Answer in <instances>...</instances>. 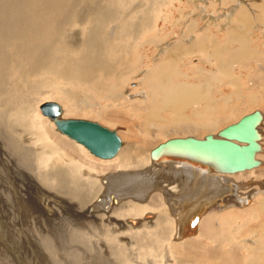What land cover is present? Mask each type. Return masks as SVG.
<instances>
[{"label":"rangeland","instance_id":"1","mask_svg":"<svg viewBox=\"0 0 264 264\" xmlns=\"http://www.w3.org/2000/svg\"><path fill=\"white\" fill-rule=\"evenodd\" d=\"M83 1L91 6L89 8L96 5L101 6V3L104 2V0ZM110 1L108 0L107 2L106 0V5L109 7L121 5V7L113 8H118V11L119 8L122 9L121 16L123 18L130 16L131 19L137 20L136 16L139 13L134 10L139 9L138 7L136 8V5L140 0ZM141 2H143V6L140 7V10H146L145 7L149 5L150 8L147 9L146 17L140 13L142 15V28L140 30V26H137L136 30L139 33L135 36L136 39L133 40L120 35L118 32L120 27L117 24L125 23V20L121 19V17H118L115 23L106 26L104 35L106 37V43L104 44L105 55L111 61L115 70L119 71L117 72L118 76L115 72L110 74L97 72L96 74L99 76L95 77L90 83H85L81 80L69 83L67 90L71 95H75L77 99L74 104L61 98L60 91L55 89L58 80L52 74L42 73L34 74L31 78L33 80H43L44 83L48 82V87H42V85L39 91L26 92L27 105L25 106L26 110L24 109L23 112H8L7 109L10 107L11 110L16 109L15 106L17 105L20 107L24 98L20 97V94H22L20 83L12 76L11 66L17 59L15 54L11 52L15 41L13 43L0 44V48H2L0 53L3 52L0 54V77L3 78V81L0 82V98L7 95L17 96L16 102L11 104L9 99L4 100V105L6 104L7 106L5 105V110L0 113V133L5 137L8 132L9 137L21 144L22 147L27 143L23 148L27 150L31 148L34 151L33 157L31 156L33 160L29 158V162L33 161V165H35L31 172L32 177L27 178L22 175H19L22 176L19 177L16 175L17 171H15V175L18 178L15 175L11 176V173L7 175L5 168L13 165L12 159H14V163L19 170L22 171L24 169L27 172L30 170L21 165L17 157L10 155L9 151L2 147V144L0 145L1 207L2 200L6 202L7 210L11 209L9 203H16L15 188L23 190L21 194L22 196L24 194L25 198L28 196L29 200L35 199L34 194L29 191L30 186L35 187L40 177L49 173L51 157L55 156V153H51V150L56 143L63 152L70 154L88 168L92 169L93 167L94 170L91 172V175H94L93 177H102L104 176L102 175L103 173L106 174L107 171L117 168V159L102 162L98 157L89 154L83 145H81V151L74 149V145L77 142L60 134L55 129V126L52 128L49 124L50 120L40 113L39 105L45 101L59 103L62 107L63 118L92 120L109 129L116 130L123 141L121 147L125 146L126 143H134V148L139 147L140 151L144 152L148 157V160L149 150L169 138L185 136L203 138L207 134L214 135L221 128L236 122L242 115L254 109L264 112V69L256 61L254 62V57H264V9L262 8L264 0H155L154 3L149 0H141ZM32 10L33 12L31 13ZM35 10L37 9H28L29 14L35 13ZM131 11H134V13H131ZM47 13L48 20L52 21V11ZM239 17L244 21H239V24H237L238 30L235 34H238L239 37L242 36V44L231 41L233 37L228 28V26L232 27L229 23L232 24V20ZM43 19L45 20L46 17L43 16L40 10H37V13L32 15L31 20H29V25L24 26L27 32V43H29V39H34L29 28L41 23ZM73 24L70 22L67 25L65 34L67 36L70 33L75 34L74 37H77L80 40L79 43H82L86 39L89 27L87 23H83L85 25L79 22ZM22 42L23 40L19 39L15 44L18 45V43ZM37 42L38 39L35 38L34 42L29 44L34 45ZM129 42H132L131 48H129L131 46ZM200 43L205 44L204 48H207L205 51L195 49L190 54L184 56L173 54L172 57L166 54L171 52L172 48H177L180 52H182V49L190 51L193 48L202 47L199 45ZM157 44L161 45L157 46ZM58 45V43L54 45L55 49L62 52V47ZM68 45L70 46V43ZM167 47L171 49H167ZM236 48H239V51H235ZM160 49H166V53L161 54ZM240 49L246 50V56L230 54V52L239 53ZM173 52L177 53V50ZM58 56L61 57V53ZM75 56L74 51H69L68 57L70 59H76ZM117 59H121V64L116 63ZM123 68L127 69L123 74H120ZM18 72H20V68ZM115 77L118 78V85L115 84ZM60 84L61 82H59ZM169 86L171 87L168 88ZM201 90L202 93H200ZM205 99L210 103L209 105L204 101ZM148 105H152L156 111L158 110L156 117L152 116V109L147 107ZM176 113L177 115L180 113L181 119L185 120V124L191 122L190 124L194 126L196 121L199 124L204 120V117L211 116V118H215L212 119V129H214H198L197 125L189 130L185 127H179L174 121H171L172 116ZM183 114L186 119L183 118ZM161 120H166V122ZM24 123L30 126H24ZM10 124L17 129L15 132L13 130L12 132L10 131ZM150 126H161L164 131L161 130L157 133L151 131L150 134L148 132L150 131ZM262 131H264V124ZM62 138L74 144L68 145L73 148L74 152L67 145L62 144ZM59 139L61 143L58 141ZM262 144L264 147V141ZM45 154L50 159H44ZM262 160L264 162V156ZM147 165L151 166L150 161ZM85 168L82 170L88 171ZM229 175H232L231 177L235 182L242 185L245 184L247 187L245 191L253 194L249 197L248 203H244V206L239 208V206L231 202V198L228 196L222 199L223 203L207 205V209L205 208L201 212L203 214L200 213L198 218L194 220L192 234L187 236V238H181L182 240L174 239L176 222L171 223L168 221L163 224L156 222L157 220H155L156 217L154 218V216H157V214L167 215L168 218L172 217L169 216L170 214L168 215L167 209H165L168 206L166 200L161 194L156 192L155 196L149 197L150 194L146 198H149L148 201L155 202L154 204L152 203L153 206L155 205L152 213L154 214L153 218L140 216L141 225L136 229L129 223H125L126 217H130V215L122 213V211L116 213L120 216L113 218H116V223L111 222L110 215L113 212L110 207L105 206V209L103 206H99L100 209L92 207L93 200H96V198H93L87 204L83 202L79 207L75 201H70L66 196L61 195L63 198L56 199L58 196L52 194L51 201H55L56 204H51L52 206L54 205L50 214L51 218L50 216L46 218L42 213L43 216L39 215L40 213L37 212L39 210H33L32 214L29 213L30 204L27 205L24 202L22 206L21 203L18 204L23 210V216H21V211L18 209V211H15L18 213H15L10 220L4 215V211L0 209L2 217L0 218V264H58V262L59 264H211L213 261L221 264H230L220 261L221 257L226 260H238L237 264H264V210L261 209L262 205L259 204V198H264V165L253 168L250 171L245 170ZM97 181L99 182L100 179ZM248 183H251V185ZM248 192L242 193L240 191L245 198L249 196ZM16 195L21 197L19 194ZM71 202L72 205H69ZM99 204H102V202ZM161 207H163L164 212ZM92 209L94 210L91 211ZM25 213H28V215L24 216ZM146 213L151 212L148 211ZM209 213L213 218L216 217L211 222L213 223L212 229L209 230L210 232L212 231V234L208 231L203 238H198V222L201 217H206ZM30 214L32 215L31 217ZM16 216L19 217L16 219ZM219 216L222 217L221 221H219ZM25 221L31 227L29 233L23 235L28 242L30 240L28 247L24 246V242L18 238L16 233H13L19 222ZM118 221L124 222L125 229L118 225ZM9 224L15 226L12 229L13 231L7 230L8 227H12ZM51 228H54V231ZM163 228L165 230H163L160 237L158 236L160 232L156 234V231H162ZM74 231H78V234L74 233ZM227 232L228 234H225ZM135 233L145 234V236L140 242H137ZM49 237L53 238L50 240ZM19 241L22 244L21 246ZM191 242L192 244H190ZM49 243L51 244L49 245ZM72 254L74 261L71 259ZM79 256L80 260L76 259ZM60 260L63 262H60ZM71 261L73 262L70 263Z\"/></svg>","mask_w":264,"mask_h":264},{"label":"bare ground","instance_id":"2","mask_svg":"<svg viewBox=\"0 0 264 264\" xmlns=\"http://www.w3.org/2000/svg\"><path fill=\"white\" fill-rule=\"evenodd\" d=\"M149 1L151 3L155 2V0H149ZM91 2H93V1H91ZM107 2H108V0H107ZM107 2H106V0H104V2L101 3V6L96 5L92 8H89L91 6L88 5L86 2H84L83 0H58V1H56V0H0V44L6 43V42L13 43L14 41L15 42L18 41L19 39L23 40V42L18 43V45L15 44V42H14L13 50L12 51L10 50V51L12 52V54H15V56L17 57L14 64L11 66V69L13 71L12 76H13V78H15V80H17L20 83V86H21L20 91L22 93V94H20V97H23L24 100L21 103L20 107L17 105V106H15L16 109H14V110H11V107H10L7 109L8 112H12V113L23 112L25 109V106L27 105V103H26V101H27L26 96L27 95H25V93L26 92L32 93L34 91H39L41 89L42 85H43L42 87H46V88L48 87V82L44 83L43 80H33L31 78V76L34 74L35 75L36 74H42V73L52 74L55 77V79L58 80V82L55 85L56 86L55 89L60 91V96L64 101H68L71 104H74V102L76 103L77 99H76L75 95H71L69 93V91L67 90L68 89L67 85L69 83H73L76 80H81L85 83H90L91 81H93L95 79V77L99 76L98 74H96L97 72H103V73H108V74L115 72L116 75L118 74L117 72H119V71L115 70V67L111 64V61L108 60L107 56L105 55L104 44L106 43V37L104 35L106 32V26L109 24L115 23L117 21L118 17H121V19L125 20V23L117 24L118 27H120V30L118 32L120 33L121 36H124L125 38H131L134 40V39H136L135 36L139 33V31L136 30L137 26L138 25L140 26V30L142 28V26H141L142 15L146 17L147 9L150 8L149 7L150 5L145 7L146 10H140V7L143 6V2H141V0L138 1L139 3L136 5V8L138 7L139 9L134 10V11L138 12L139 15L136 16L137 20L135 21V20L131 19L130 16L128 18H123L121 16V13L123 10L119 8V11H118V8H113V7H118L119 5H112L111 4L112 7H109L106 5ZM110 2H112V0ZM105 5H106V7H105ZM119 7H121V5ZM32 8L40 10V12L43 13V16L46 17V19H47V20L43 19L42 22L39 20L41 23L36 24L34 27L29 28L30 32L32 33L31 36H33L34 39L35 38L38 39V42L34 45L29 44L31 42H34V39H32V38L29 39L28 40L29 43H27V38H26L27 32H26L25 27H24V26L29 25V22H30L29 20H31L32 15L37 13V10H35L36 11L35 13H33L32 15L29 14L28 9H32ZM262 8L264 9L263 5H262ZM48 11H52V14H53L52 15V21H49L47 18L48 16L46 14H48L47 13ZM134 11H131V13H134ZM32 12H33V10L31 11V13ZM25 13L28 15L26 16ZM140 13H142V15ZM248 20H249V18H248ZM232 21H233L232 24L229 23L230 25H232V27L228 26V28L230 29V32L232 33V37H233L231 39V41L241 43V42H243L242 36L239 37V35L235 34V33L238 30L237 24H239V21H244V20L241 17H239V18L233 19ZM70 22H72V24L75 22H79V23H82V25H85L83 23H87L89 28H88L86 39L82 43H79L80 40H78L77 37H74L75 34L70 33V35H68V36L65 34V29ZM226 23H228V22H226ZM69 26H71V25H69ZM56 43H58L62 47V52L55 49L54 45ZM68 43H70V46L68 45ZM129 43H131V46H129V48H131L132 42H129ZM153 43H155V42H153ZM158 45L159 44H157V46ZM199 45L202 47L193 48V49H191L192 51L182 49V52H180L175 47H174L175 49H173V48L171 49V48L167 47V49L169 48L172 51L166 53V49H160V53L161 54L162 53L163 54L164 53L169 54L170 57H172L173 54L184 56V55L190 54L195 49H198L201 51H205L207 49V48H204L205 44L200 43ZM0 49H2V48H0ZM176 50H177V53L173 52ZM183 50H185V51L183 52ZM69 51L75 52L76 59L72 60L68 57ZM235 51H239V48H236ZM245 52H246L245 49H240L239 53H231L230 52V54L234 55V56L235 55L239 56V54L246 56ZM2 53H0V54H2ZM60 53H61V57L58 56ZM208 53H209V51H208ZM62 54H63V56H62ZM10 56H12V55H10ZM167 58H169V57H167ZM254 58H255L254 62L256 61L258 63V65H260V67L262 69H264V57L263 58L254 57ZM245 59H247V58H245ZM120 60L121 59H117L116 63L121 64ZM19 68H20V72H18ZM126 69L127 68H123L120 71V74H123L126 71ZM143 72H145V71H143ZM139 74H141V73H139ZM147 75H148V71H147ZM115 80H116L115 84L118 85L117 84V83H119L118 78L115 77ZM2 81H3V78L0 77V82H2ZM59 82H61L60 85H59ZM154 87H156V86H154ZM170 87L171 86H169L168 88H170ZM205 88H207V87H205ZM12 89H14V88H12ZM13 91H15V89ZM200 93H202V90ZM16 97H17L16 95H7L3 98H0V113L5 110L6 104L4 105V100L9 99L10 104H11L12 102H16L15 101ZM195 97H197V96H195ZM155 101H153V102L155 103ZM182 101H183V99H182ZM204 101H206V103L208 105L210 104L207 101V99H205ZM45 102H51V101H45ZM52 102H54V101H52ZM183 102H185V101H183ZM55 104H57V106H58L57 107V109H58L57 119L58 120H61V119L62 120H64V119H82V118H63L62 117L63 112H62L61 105L57 102H55ZM152 105H148L147 107H150L152 109L151 110L152 116L156 117L158 110L156 111V109ZM39 110H40V105H39ZM51 111H53V110H51ZM259 111L262 114V119L260 120V123L257 126V129L260 132V139L258 141V144L260 145V151L255 154V158L257 160H259L260 163L256 167H252L250 169H245V170H249V171L253 168H258L259 166L264 165V162L262 160V158L264 156V147L262 144L264 141V131H262L263 124H264L263 123L264 112L261 110H259ZM40 113H41V111H40ZM194 114H195V112H194ZM42 115L47 117L50 120L49 124L52 128H54L55 123L53 122L52 118H50L48 115H44V114H42ZM6 117H7V115H6ZM191 117H192V115H191ZM13 118H15V117H13ZM183 118L186 119V116L184 115ZM212 119H215V118H211V116L210 117L206 116V117H204V120H202L199 124L197 121L196 122L194 121V122L196 123L198 129H203V130L208 129L209 130V129H212V127H213V120ZM82 120H87V119H82ZM189 120H191V119H189ZM88 121H92V120H88ZM161 121L166 122V120H161ZM171 121H174V123L177 126L185 127L188 130L192 129L196 126V125L194 126V125L190 124L191 122L189 124H185L184 123L185 120L181 119L180 113H179V115H177V113L174 114L172 116ZM32 123H34V122H32ZM214 123H215V121H214ZM233 123H235V122H233ZM23 125L28 126L29 124L27 125L26 123H24ZM55 129H56V127H55ZM12 130L15 132L17 129L11 125L10 131L12 132ZM110 130H113L115 132V134L117 135V137L120 140V145L118 146V148H117V150L113 156H111L109 158H99V160L103 162V161H110V160H116L117 159L118 164H117L116 169L109 170V171H107L106 174L103 173L102 175H104V176H102V177H93L94 175H91V172H93V170H94L93 167H92V169H90L86 165H84L83 163L79 162V160L72 157L70 154L63 152V150L56 143V144H54V146L52 147L53 149L51 150V153L54 152L55 156L51 157L52 161H51V164L49 165V173L43 174L40 177L39 182L36 183L35 187H32V186H30L31 188L29 187L30 188L29 191H31V193L34 194L35 199L29 200L28 196L25 198V195L23 194V196H22V194H21V192L23 190L21 191V189L17 190L15 188V190H16V192H15L16 203H9L11 206L10 210H7V208L5 206L6 202H4V200H2V207L0 206L1 207L0 209L2 211H4V215L7 217V219L10 220L11 218H13L15 213H18V212H15V211H18V209L21 211V216H23V210H21V207H19V205H18L19 203H21V206H22L23 202L26 203L27 205L30 204V207L28 208L29 213L32 214L33 210H35V211L39 210L40 212L37 211L38 213H40L39 215H41V216L44 215L47 218V216H50V214L52 213V207L56 204L55 201L54 202L51 201V198L53 197V195L58 196V198H56V199L63 198L61 196V195H63V196H66L68 199H70V201L71 200L75 201L79 205V207L81 206V204L83 202H86V204H87L93 198L94 199L96 198V200H93L92 207L97 208V209L98 208L100 209L99 206H101V207L103 206L104 209H105V206L110 207L111 211L113 212V214L110 215V218L112 219L111 222L116 223V220H115L116 218L115 219H113V218L115 216H120L119 214H116V213L122 211V213L124 212V213H127L128 215H130V217H128V218L126 217L125 223H129L134 229H136V228L140 227V225H141L140 224L141 219H139L140 216H143L144 218H150V219L153 218L154 214H152V213H153V210L155 209V205L153 206V204L155 202L154 201H152V202L148 201L149 198L148 199H146V198L150 194L151 195L149 197L155 196V192H156L157 194H161L163 196V198L166 200V203L168 206L165 209H167L168 215L170 214L169 216H172V217L168 218L167 215L157 214V216H154V218L156 217L155 220H157L156 222L159 224L160 223L163 224L164 222H168V221H170L171 223L176 222V225H175L176 226V233H175L174 239L178 240V239H181L183 237L187 238V236H190L192 234V232L194 230L193 229L194 220L196 218H198V215L201 212H203V210L206 208L207 205H210V204L212 205L213 203H215V204L223 203L222 199L224 197L229 196L231 198V202H233V204H236L240 208V206H244V203H248V201L250 200L249 197H251L253 195L252 193L245 191V188H247L245 184L242 185L240 183L235 182V180H233V178L231 177L232 175H229V174H233V173H237V172H242L245 170H241V171H237V172L215 171V170L210 169L207 165L201 164V163H199V162H197L191 158H188L186 156H183V155L169 153V152H167V150L162 151L163 152L162 157H159L157 155V156H154V158L151 157L150 150H149V160H148V157L145 155L144 152L140 151L139 147L134 148V145H135L134 143H129V144L126 143L125 146L121 147L123 145V141L121 140V138L117 134V131L114 129H110ZM161 130H163L161 128V126H152V127L150 126V131H148V132L151 134V131H154V133H157V132H160ZM30 132H32V131H30ZM7 133H6L5 137L0 133V145L2 144V147L7 149L9 151L8 153L10 155H14L15 157H17L20 161V164L24 165L27 170H30L29 171L30 173L24 169H22V171L19 170V168H17V165L14 163V159H12L11 162L13 165H9L5 168L6 174L8 173L7 175H9L11 173V176H14L15 171H17L16 175H18V176L22 175V176H25L27 178L32 177L31 172L35 168V165H33V161L29 162V158H30V160L31 159L33 160L32 157L34 155V151L31 148H29L28 150L24 149L23 147L26 146L27 143H26V145H24L22 147L21 144H19L18 142H15L11 137H9V135ZM63 135H65V134H63ZM211 135L214 137H217L216 133L214 135L213 134H211ZM65 136H67V135H65ZM185 137H187V136H185ZM189 137H191L193 139H197V140L202 139V138H196L194 136H189ZM174 138H184V137H174ZM69 139L74 140L72 138H69ZM169 139H173V138H169ZM169 139H167V140H169ZM58 141H60V139ZM61 141L63 142L62 144H65L67 146L68 145L69 146L74 145L72 143H69L68 141H66L63 138L61 139ZM61 141H60V143H61ZM74 141L77 142L76 140H74ZM238 144H243V143H238ZM81 145H82L81 143L77 142L76 145H74L75 146L74 149H79L81 151ZM69 146H68V148L72 152H74L73 148H71ZM84 149L86 150V148H84ZM89 154H91V153L89 152ZM88 156L91 157L90 155H88ZM43 158L44 159H50L47 154H45ZM149 161L151 163V166L147 165V164H149ZM154 165H156V166H154ZM44 167H47V166H44ZM85 167L87 168L88 171L82 170ZM86 168H85V170H86ZM6 174H4V175L6 176ZM22 176H19V177H22ZM99 179H100V181L102 180L101 183H100V181L99 182L97 181ZM249 185H251V183ZM262 189H263V187H262ZM26 191H27V189H26ZM240 191L242 193L248 192L249 196L248 197L246 196L247 198H245L243 195H241ZM55 193H59V194H55ZM16 194H19L21 197H19ZM256 199H258V198L256 197ZM263 199L264 198H262V197L259 198V204L262 205L263 208L261 207V209L264 210ZM156 200H158V199H156ZM56 201H58V200H56ZM95 201H96V203H95ZM100 202H102V204H99ZM52 203H54L53 206L51 205ZM62 204L64 205V203H62ZM67 205H68V203H67ZM69 205H72V202ZM162 205H163V203H162ZM161 208L163 210V207H161ZM65 209H66V207H65ZM221 209H223V208H221ZM261 209H260V211H261ZM93 210L94 209H92L91 211H93ZM56 211H57V209H56ZM148 211H150L151 213H146ZM59 212H60V210H59ZM103 212H104V210H103ZM157 212H158V210H157ZM163 212H164V210H163ZM163 212H161V213H163ZM97 213H98V211H97ZM144 213H146V214H144ZM31 214H30V217L32 216ZM108 214H109V212H108ZM201 214H203V213H201ZM209 214L206 217H201L200 221L198 222L199 223L198 224V233H197L198 238H203L204 234H206V232H208L210 229H212L213 223H211V222L213 221V219H216V217L214 216L215 218H213L212 215L211 214L209 215ZM26 215H28V213L24 214V216H26ZM94 215H95V213H94ZM215 215H217V214H215ZM255 215H257V214H255ZM18 217L19 216H16V219ZM0 218H2L1 215H0ZM50 218H51V216H50ZM59 218H61V217H59ZM221 218L222 217L219 216V221H221ZM216 222H217V220H216ZM216 222H215V224H216ZM9 225H11L12 227L7 226L8 227L7 230L13 231L12 229H13V227H15L14 226L15 221H14V225H12V224H9ZM118 225L122 229H125L124 222L118 221ZM216 226L218 227V225H216ZM236 226H237V224H236ZM232 227H233V224H232ZM126 229H127V226H126ZM218 229H220V228L218 227ZM30 230H31V227L29 226V223H27V221L19 222V224L17 225V228H14L15 232L13 231V233L14 234L16 233L18 238L21 239L22 242H24V246L28 247L30 240L28 242L26 237H24L23 235L24 234L27 235V233H29ZM51 230L54 231V228L53 229L51 228ZM163 230H165V228H163L162 231H156V234L158 232H160L158 234V236L161 237V233H163ZM24 231H25V233H24ZM167 231H169V230H167ZM229 231H231V230H229ZM77 232L78 231H74V233H77ZM225 234H228V232ZM110 235H111V233H110ZM42 236L44 237V235H42ZM143 236H145V234L141 235L140 233H135L136 241L140 242L143 239ZM52 238H50V240ZM227 238L229 239V237H227ZM237 238H238V236H237ZM50 244L51 243H49V245ZM190 244H192V242ZM19 245L20 246L22 245L21 242ZM53 247L55 248V246H53ZM51 249H53V248L51 247ZM238 249H239V247H238ZM256 249H257V247H256ZM121 250H123V249L121 248ZM55 252H56V250H55ZM60 255H62V254H60ZM75 256H74V258H75ZM59 259H61V258H59ZM71 259L73 260V254H72ZM76 259L80 260V256ZM240 260H242V259H240ZM61 261L62 260H60V262ZM73 261H71L70 263H72ZM126 261H127V259H126ZM220 261H223L224 263L228 262L230 264H237V262H238V260H226L223 257L220 258ZM75 263H77V262L75 261ZM79 263H81V262L79 261ZM58 264H59V262H58ZM211 264H221V263L213 261V262H211Z\"/></svg>","mask_w":264,"mask_h":264},{"label":"water","instance_id":"3","mask_svg":"<svg viewBox=\"0 0 264 264\" xmlns=\"http://www.w3.org/2000/svg\"><path fill=\"white\" fill-rule=\"evenodd\" d=\"M57 107L55 102H43L40 104V111L52 118L61 134L81 143L95 157L109 158L115 154L120 140L113 130L95 121L58 120ZM261 119V112L254 109L242 115L235 123L218 130L217 137L207 134L200 140L189 136L169 139L152 148L150 155L152 158L157 155L162 157V151L167 150L169 153L186 156L219 172L250 169L260 163L255 158V154L260 151L258 144L260 132L257 126Z\"/></svg>","mask_w":264,"mask_h":264}]
</instances>
